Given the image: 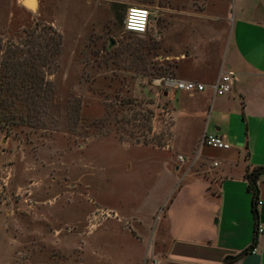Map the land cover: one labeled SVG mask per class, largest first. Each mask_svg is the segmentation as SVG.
Here are the masks:
<instances>
[{"label":"rangeland","instance_id":"374dc122","mask_svg":"<svg viewBox=\"0 0 264 264\" xmlns=\"http://www.w3.org/2000/svg\"><path fill=\"white\" fill-rule=\"evenodd\" d=\"M226 1L36 0L31 9L0 0L4 44L43 35L53 55L40 128L0 130V264L141 262L162 195L158 152L172 151L170 102L158 81L189 70L172 57L191 35L202 47L209 25L227 29ZM134 6L152 13L145 35L125 31ZM133 217L143 221L140 240L130 234Z\"/></svg>","mask_w":264,"mask_h":264},{"label":"crops","instance_id":"0c3cea01","mask_svg":"<svg viewBox=\"0 0 264 264\" xmlns=\"http://www.w3.org/2000/svg\"><path fill=\"white\" fill-rule=\"evenodd\" d=\"M226 2L227 29L212 23L206 45L198 44L201 35H191L186 49L172 57L189 68L182 74L178 68L180 80H195L206 89H167L172 151L158 152L157 227L138 264H226L229 258H237L232 264H264V234L256 238L258 226L264 228V204L257 203L256 220L247 178L264 167V0ZM227 71L235 73V88L216 95L213 85ZM178 94L177 109L172 102ZM206 134L222 137L231 147L203 144ZM258 191V202L264 203V174ZM133 220L136 235L130 234L140 240L136 225L143 221Z\"/></svg>","mask_w":264,"mask_h":264},{"label":"trees","instance_id":"16d2710c","mask_svg":"<svg viewBox=\"0 0 264 264\" xmlns=\"http://www.w3.org/2000/svg\"><path fill=\"white\" fill-rule=\"evenodd\" d=\"M39 37L40 39L32 38L26 43L9 45H5L0 38V130L7 137L17 136L26 129H38L43 123L42 112L46 106L48 92H51L46 68L48 57L53 55L48 50V39L46 43L43 35ZM146 49L148 50L144 47L143 51ZM136 59L141 60V57L136 56ZM262 174L264 167L247 176L249 189L253 194L256 220L258 181ZM236 259L229 258L226 264H232Z\"/></svg>","mask_w":264,"mask_h":264},{"label":"built area","instance_id":"2783aa9c","mask_svg":"<svg viewBox=\"0 0 264 264\" xmlns=\"http://www.w3.org/2000/svg\"><path fill=\"white\" fill-rule=\"evenodd\" d=\"M152 13L145 7H130L127 11L124 27L128 33L145 35L149 31ZM235 73L227 71L223 73L218 81L213 85L216 95L224 96L233 92L235 88ZM160 85L163 84L166 89H173L175 91H184L188 93L203 92L206 86L202 83L184 81L175 78H163L158 81ZM203 144L215 149H229L231 146L225 142L224 139L217 135L206 134L203 137ZM263 205L262 201L258 202ZM264 234V228L258 226L256 231V238Z\"/></svg>","mask_w":264,"mask_h":264},{"label":"water","instance_id":"95a60500","mask_svg":"<svg viewBox=\"0 0 264 264\" xmlns=\"http://www.w3.org/2000/svg\"><path fill=\"white\" fill-rule=\"evenodd\" d=\"M26 4H27L31 9H35V8H36V0H26Z\"/></svg>","mask_w":264,"mask_h":264}]
</instances>
